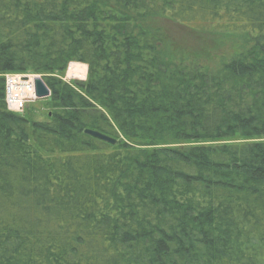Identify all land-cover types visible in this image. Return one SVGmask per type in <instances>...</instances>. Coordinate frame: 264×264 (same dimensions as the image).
I'll return each instance as SVG.
<instances>
[{
    "label": "trees",
    "instance_id": "obj_1",
    "mask_svg": "<svg viewBox=\"0 0 264 264\" xmlns=\"http://www.w3.org/2000/svg\"><path fill=\"white\" fill-rule=\"evenodd\" d=\"M205 14L246 37L212 67L166 26ZM5 74L40 76L45 121ZM259 140L264 0H0V264H264Z\"/></svg>",
    "mask_w": 264,
    "mask_h": 264
},
{
    "label": "rangeland",
    "instance_id": "obj_2",
    "mask_svg": "<svg viewBox=\"0 0 264 264\" xmlns=\"http://www.w3.org/2000/svg\"><path fill=\"white\" fill-rule=\"evenodd\" d=\"M208 22L210 23L208 24ZM212 24H214L217 33L211 32L210 27ZM189 25L187 29L170 23L166 26L175 43L181 44L187 50L192 51L200 61H203V63L207 62L211 67L218 64L220 58L227 59L239 53L245 45L244 41L246 37L241 32L243 30L241 28L242 24L235 17L231 19L224 14L220 17L205 14L203 20L197 19ZM65 75L66 72L61 77V80L67 84L72 85L73 83L85 81L75 78L67 79ZM26 112L28 113L27 117L31 121H45L48 112H50L47 99L37 100L34 104L28 105L22 115H25ZM259 141L264 142V140ZM226 143L245 144L246 141L233 140ZM214 144H222V142L212 143L211 145Z\"/></svg>",
    "mask_w": 264,
    "mask_h": 264
},
{
    "label": "built area",
    "instance_id": "obj_3",
    "mask_svg": "<svg viewBox=\"0 0 264 264\" xmlns=\"http://www.w3.org/2000/svg\"><path fill=\"white\" fill-rule=\"evenodd\" d=\"M81 66L78 64L70 63L66 69L65 77L67 79H73V77L67 76V71L70 66ZM33 75H21V74H5L4 79V104L5 108L10 113H21L26 107L35 101ZM84 79V78H83ZM82 79V80H83Z\"/></svg>",
    "mask_w": 264,
    "mask_h": 264
},
{
    "label": "water",
    "instance_id": "obj_4",
    "mask_svg": "<svg viewBox=\"0 0 264 264\" xmlns=\"http://www.w3.org/2000/svg\"><path fill=\"white\" fill-rule=\"evenodd\" d=\"M33 85H34V95L36 99L43 100L49 97L50 93L47 87L45 86V84L43 83V81L41 80V78L36 77L33 80ZM84 134L109 145H114L116 143V141L113 138L106 136L102 133H99L97 131L86 129L84 130Z\"/></svg>",
    "mask_w": 264,
    "mask_h": 264
},
{
    "label": "bare ground",
    "instance_id": "obj_5",
    "mask_svg": "<svg viewBox=\"0 0 264 264\" xmlns=\"http://www.w3.org/2000/svg\"><path fill=\"white\" fill-rule=\"evenodd\" d=\"M85 72H86V68L84 65H81V66L71 65L70 69L67 71V76L69 78L73 77L75 79L82 80L85 76Z\"/></svg>",
    "mask_w": 264,
    "mask_h": 264
}]
</instances>
